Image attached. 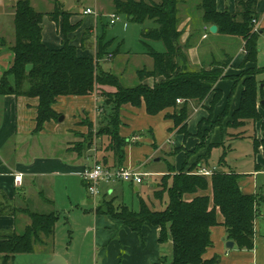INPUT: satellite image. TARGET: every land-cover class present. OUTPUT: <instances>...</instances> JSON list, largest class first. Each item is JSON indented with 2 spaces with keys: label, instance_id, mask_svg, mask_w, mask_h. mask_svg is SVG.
<instances>
[{
  "label": "trees",
  "instance_id": "obj_1",
  "mask_svg": "<svg viewBox=\"0 0 264 264\" xmlns=\"http://www.w3.org/2000/svg\"><path fill=\"white\" fill-rule=\"evenodd\" d=\"M235 1L234 12L217 11L216 0H199L198 3V8L202 11L201 21L204 24H215L218 34L239 37L243 41L244 56L239 67L245 69L247 63L252 65V71L247 72L248 76L242 80L243 89L239 105L232 111L227 122L230 130L227 133L229 139L236 137L231 130L242 128L237 137H243L246 123L249 121L255 123L261 119L257 103L259 99H264L263 89L258 87L259 83L255 79L260 71L256 66L258 30L253 24L257 0ZM112 2L115 10L125 14L131 22L152 21L155 26L143 30L141 34L147 40L162 42L164 46L163 51H157L148 43H144L146 53L153 60V67L150 70L145 68L136 70L138 78L136 85L124 86L116 75L99 66L98 60L108 52L109 45L108 40H103L102 34L97 36L94 57L79 56L76 47L70 43L69 34L80 26V22L70 23V12L59 9L56 12L55 9L49 13H42L35 10L29 0H16L13 18L15 40L9 47L13 59L10 67L0 76V95L37 97L35 130L39 131L46 121L58 119L60 116L52 108L58 96L96 94L102 98V102L97 105L101 110L99 119L102 126L95 135L104 136L108 143L106 151L113 159L112 164L106 162L108 167L122 165L125 147L129 144H139L137 141L133 142L132 137L126 138L119 134L120 109L125 104L133 107L144 104L149 115L172 109L171 113H165V117L173 122L168 131H176L186 138L190 135L187 131L188 101L201 102L210 96L209 116L199 121L196 132L199 136L202 124L206 121L205 123L209 125V128L205 129L207 137L209 130L220 125L228 113L225 108L216 120L210 123L213 106L221 97V91L215 85L224 77L223 69L230 64L231 57L227 56L226 61H219L213 57L210 62L191 68L185 53L188 42H181L182 30L178 28L179 0L158 2L112 0ZM45 15L61 25L62 40L58 48H49L42 41L41 23ZM191 36L189 35V38ZM149 78L152 80L151 83H146L145 80ZM105 86L113 90H104ZM178 99L181 104H177ZM261 107L264 108V104H261ZM88 133L91 139L90 127ZM134 135L142 136L143 132H134ZM252 143L254 153L256 154L261 147L264 155V120L260 125V138L253 137ZM90 145L91 142H88L87 147ZM204 145L205 143L198 144L196 148ZM213 145L215 144H208L206 152L196 159L188 171H184L182 166L178 172L170 170L168 176L166 173L161 176L162 189H156L153 194L156 199L161 200L163 193H167L168 200L163 209H152L141 200L136 210L122 205L119 210H112L109 207L110 210L99 214L121 220L139 237L145 223L158 227V242L171 240L169 264L218 262L217 256L203 258L206 249L212 246L211 228L219 224L218 213L223 218L221 224L225 229V238L233 241L239 249L251 250L254 246L255 220L264 197L260 193L245 194L239 185L241 174L221 170V162L209 178L195 173L199 162H208ZM85 147L78 144L74 150L81 156L87 148ZM108 154L100 158L106 159ZM98 161L103 162L100 159ZM168 179L171 181L170 185ZM209 189L210 193H207ZM100 195L102 203L108 192L102 191ZM186 195L193 196L186 198ZM49 202L52 203V200ZM15 212L26 214L30 222L21 232L0 231V264H9L17 254L32 252L36 242L44 244L42 236L52 237L58 220V214L54 211L38 212L27 206L18 207L10 204L9 199L2 196L0 215L5 213L15 215ZM162 259L165 261V258Z\"/></svg>",
  "mask_w": 264,
  "mask_h": 264
},
{
  "label": "crops",
  "instance_id": "obj_2",
  "mask_svg": "<svg viewBox=\"0 0 264 264\" xmlns=\"http://www.w3.org/2000/svg\"><path fill=\"white\" fill-rule=\"evenodd\" d=\"M29 1L32 5V1ZM180 1H184L185 3L183 2L184 5L182 11L180 10L182 15H178L180 20L178 28L182 30L181 42H188V47L185 49V53L191 66H199L201 63L210 62L213 59L214 54V46H211V42L213 40H219L221 37H228V40L226 41H231L229 39L234 38V45L237 48V52L232 55V53L227 52L228 46L227 48L223 46L220 47L222 56H225V58L227 56L231 57V61L230 64L223 69L224 77L220 78L215 85L216 88L220 89L221 97L213 106L212 115L213 118H216L225 108H227L228 113L223 117L220 125H216L209 130L205 145L198 149L196 148L200 141L199 136L196 135V132L198 131V123L200 120L209 116L208 109L210 107V96L201 102L194 100L188 101L189 117L187 120V131L190 135L186 138L183 134L176 131H168V128L173 126V122L171 119L165 117V113H171L172 109L164 110L156 115H149L145 111L144 104H141L139 107L125 104L121 107L119 134L126 138L132 137V141L134 142V132H143L142 136L136 135L140 148H142L140 141L144 136L150 137L152 140L151 156L154 158L153 161L159 162L160 160H163L165 162L164 168L158 173L161 176L167 173L166 171L169 165L175 170V172H178L182 166H184V171H188L196 159L206 152L209 143L215 144L218 140H221V142L224 140L227 133L230 131L227 122L231 118L232 111L239 105L240 95L243 89L242 80L235 82L234 79V76L238 74V71L244 69L239 67L244 56L242 49L243 41L241 38L218 34L217 30L215 33H210L208 29L211 24L206 25L201 21L202 11L198 8V3L195 5V8L199 9L200 13L196 14L187 6L188 4L186 3V0H179V2ZM61 4L66 11L73 13L71 23H76L78 21L82 22L74 32L69 34L71 43L77 47V54L79 56L93 57L95 50L92 41L88 43L87 50L81 49L80 45L84 31L93 26V23L99 18H94L92 14L83 13L86 8L90 7H85L82 12L79 11L78 13H74L73 10L71 11V9L65 7L64 3L61 2ZM110 4H113L112 0H110ZM216 9L219 12L225 10L234 12L236 10V1L216 0ZM255 11L256 18L254 27L257 28L258 36H260L264 34V0H257ZM95 12L104 15L108 11H100V9L96 8ZM79 13H83V16ZM13 18L14 13L12 16V23ZM147 21L149 25L145 30L153 27L152 24H154L152 21ZM108 25L112 27L114 24ZM12 26L14 27V23ZM41 27L43 43L49 48L60 47L62 40L60 23L51 21L45 15ZM206 29L208 31H206ZM90 31H92V29H90ZM191 33H194L195 35H192L189 38ZM203 35L206 36L204 37ZM14 40L7 42L4 36L0 35V76L6 72L11 65L13 54L9 50V47L13 45ZM202 40L203 42L209 40V44H204ZM148 41H150V43L156 41L147 39L143 40V44L148 43V45L153 48ZM141 54L150 58L149 66L147 68L151 69L153 67V60L146 53V47L142 50ZM248 65L250 64L247 63L245 67H248ZM151 81V78L145 80L146 83H151ZM100 99L101 98L96 94L58 96L52 104V108L56 113L63 116V120L59 121L58 119H51L46 121L43 128L36 131L37 97L17 96L14 94L0 95V200L2 196H5L9 199L10 204L13 203L18 206L20 204L22 207H28V196L32 194L37 199H40L43 204H46V206L49 205L51 208V203L49 201L53 197L52 183L55 180L61 178L66 180V185L68 187L71 184L70 180L76 176L81 178V173L93 162L100 159L102 161L106 160L109 164L113 163L110 154H108V158L106 159L95 158L94 154L91 152L81 157L78 156V153L75 152V150H68L66 146L69 141V136L74 130H80L81 132L85 131L86 126L83 125V120L93 123L97 121L95 108L101 101ZM261 104H264V99H259L257 103L258 111L262 118H264V108L261 107ZM140 120L143 121L140 122ZM191 121L194 122L193 129L188 126ZM140 123H143V125H140ZM247 124H249V122H247L246 125ZM257 124L260 132L261 122L257 121ZM156 129H158L159 132H163L162 141L159 145L154 143ZM45 134H47L46 136L54 137L53 140H55V146H53V148L55 149L53 152L43 153V151L40 150L42 149V146H40L38 140H40V137ZM172 136H174V140L170 141ZM257 138H259V136ZM166 141L171 142L172 146L168 150L164 149ZM133 148H135V146H132V144L125 147V155L122 165L134 168L138 171L140 164L147 159V155L143 153H139V155L138 151L133 150ZM174 148L179 149L172 153L170 150ZM182 151H184L186 155L188 154V157L185 160H182L181 158ZM156 154L159 155L157 158L154 157ZM175 155L176 157L172 160V156ZM167 158L170 159L168 160ZM254 158L256 169L252 176L241 177L239 180V185L245 194L259 193L257 179L259 175L264 173V155L261 149L258 150ZM85 161H89L90 165L85 164ZM199 167L214 168V170H216L214 166L210 167L208 162H199L197 164V169ZM18 173L22 175L21 184H16L14 181L15 175ZM142 173H148V175L151 174L149 172ZM82 182L85 185L83 180ZM123 184H128L130 186L134 185V183L131 182H117L110 186H102L101 190L103 192H108V195L111 196L114 194H120ZM260 190L263 192L262 194H264L262 187H260ZM207 193H210V189L207 190ZM192 196L193 195H186L185 197L191 198ZM46 210L50 209L46 208ZM46 210L43 212H48ZM259 213V217H264V207L262 208L261 206ZM95 215L96 224H99L100 226L107 224L110 227H113L111 235L117 238L112 248V264H169L172 249L171 240L167 239L166 242L159 243L158 227L145 223L141 228V237H139L135 231H132L129 227L125 226L121 220L112 218L109 215L97 213H95ZM259 219L260 218L257 217L255 220L254 246L251 250L239 249L234 243L232 248H227L225 243L228 240L225 238V229L221 224L223 218L222 215L218 213L217 221L219 224L211 228L212 246L206 249L203 258L210 259L217 256L219 260L216 264H264V233H261L264 232V230L260 231V229H257L260 223ZM29 222V217L22 212H15V215H12L11 213L1 214L0 231L9 232L15 230L18 232L19 228H22L23 230ZM99 234L100 233L96 231L95 237L97 240L95 241V244H99L100 241V245H102L104 243L101 241V237H98ZM110 242L108 244H110ZM162 258H165V261H163ZM51 259L50 255L48 260ZM107 261L110 260L108 259ZM63 262L64 260L61 259L59 264Z\"/></svg>",
  "mask_w": 264,
  "mask_h": 264
},
{
  "label": "rangeland",
  "instance_id": "obj_3",
  "mask_svg": "<svg viewBox=\"0 0 264 264\" xmlns=\"http://www.w3.org/2000/svg\"><path fill=\"white\" fill-rule=\"evenodd\" d=\"M31 1L35 9L42 13H49L55 9L56 12L58 11V9L61 11L65 10L61 2L64 3L65 7L71 9V11L73 10L74 13H78L79 11L82 12L85 7H90V9L93 11L92 15L94 16V18L99 19L93 23V26L87 28L86 31H84L80 48L83 50H87L88 43L92 41L94 44L93 48L96 51L97 36L102 34L103 40H108L109 45L107 46L108 52L103 55L100 60H98L99 66L103 70L109 71L116 75L124 86L132 87L138 83V78L136 76L137 69L145 68L146 70H150L147 68L149 66L150 58H148L146 55L141 54L142 50L145 49L143 40H146L141 33L149 25L148 21H145L144 23H134L129 21L125 14L117 12L115 10L114 5L110 4V0H59L60 2L58 0ZM143 1L148 2L147 0ZM151 1L158 2L159 0ZM186 1L189 8H191L196 14L200 13V10L195 8V5L199 3V0ZM15 2L16 0H0V35H3L7 42L14 40L12 16L15 12ZM183 2L180 1L178 3L179 16L182 15L181 11L185 3ZM96 8L100 9V11L104 10L108 12L104 15H101L95 12ZM112 13H117L120 16V19L116 23H114L112 27H110L109 25L106 26V24L109 23V15ZM79 14L83 16V13ZM72 16L73 13L70 12V23ZM79 22L81 25V21H78L76 23ZM152 26H154V24H152ZM90 29H92V31H90ZM191 35L195 34L191 33ZM227 38L228 37H221L219 40L217 39L211 42V46H214L213 57L218 59L219 61H226L225 56H222L220 49L221 46L226 48L228 46L227 52L232 53V55L237 52V48L234 45V38L229 39L231 41H226L228 40ZM148 42L153 46L155 50H164L162 42ZM203 43L209 44V40H205V42ZM256 45L258 50L256 55V66L260 71L256 74L255 79L259 83L258 87H261L264 93V34L258 36ZM193 67L196 68L197 66H191V68ZM250 71H252L251 64L248 65V67H245V69L239 70L238 74L234 76L236 78L235 80H243L248 76L246 75L247 72ZM103 89L113 90V88L107 86L103 87ZM100 100V102H102V98ZM97 105L95 108L97 113V121L93 123L87 120H83L82 123L84 126H86L85 131L81 132L80 130H74L73 133L70 134L69 141L66 145L68 150H74L78 144L87 147V143L91 142V145L89 147H85L86 150L82 152L81 157L85 154H88L89 152L93 153L95 158H100L108 154L106 151L108 143L106 142L105 137H99L95 135V132L102 126L99 119V113L101 112V110L97 108ZM210 118V123H212V121L216 120L217 117L213 118V115H211ZM263 120L264 118H262L261 116V119L259 121L262 123ZM142 121L140 120V122ZM205 122L202 124L201 132L199 135V144L206 143L207 141L205 136V129H208L209 125ZM193 123L194 122L191 121L188 124L191 129L194 128ZM103 124H105V122H103ZM140 125H143V123H140ZM89 127L92 134L91 139H89ZM241 130L243 129H236L235 131L231 130V132H233L234 136L236 137H232L229 139L226 136L222 142L221 140H218L219 143L215 142V145L211 147L209 152L208 164L210 165V167L214 166L217 169L219 163L221 162L222 165L220 166V169L223 171H234L238 174H241V177L252 176L256 169L254 158L255 153L253 150L252 139L256 136H259L260 138L259 127L257 122L252 123L251 121H249V124H247L245 127L244 136L237 137L239 135L238 133H240ZM162 133L163 132H159L158 129H156L154 142L155 144L159 145L162 141ZM46 135L47 134L41 136V139L38 140L40 146H42V149L40 150L43 151V153L53 152V150L55 149L53 148V146H55V140H53L54 137ZM133 137L137 136L133 135ZM149 139L150 137L144 136V138L140 141V143L142 144V148H140V144H132V146H135L133 150H137L138 154L143 153L147 155V159L140 164L138 171L149 172L151 174L146 175L143 179V182L140 184H134L133 186L123 184L120 194H114L112 196L108 195L105 199H103L102 203H100L101 195H90L79 176L71 179V184L68 187L66 185L67 181L63 180L62 178L57 179L52 183L53 197L51 198V208L49 207V205L46 206V204H43L40 199H37L32 194L29 195L28 207L31 210L43 212L46 210V208H49L50 210L46 211L56 212L58 214V220L55 224L52 237L47 238L42 236L44 244L40 242L34 243V249L32 252L20 253L15 255L14 259L9 264H50L55 260V256H58L59 258L64 260V262L61 264H112V248L117 238L111 235L113 227H110L107 224L103 226L96 224L95 213L99 214L100 212H107L109 207H111L112 210H119L121 208L120 206L122 205H127L128 207L136 210L141 200L145 202L148 207L156 210H161L165 207V204L168 200L166 192L163 193L161 200L156 199L153 194L156 189H162L161 175H159L158 173L164 168L165 162L163 160H160L159 162L153 161L154 158H152L151 156L152 140ZM173 140L174 136H172L170 141ZM136 141L137 138L134 142ZM171 147V142L166 141L164 149L168 150ZM178 149L179 148H174L170 151L174 153V151L176 152L178 151ZM181 154L182 160H185L188 157V154L186 155L184 151H182ZM158 156L159 155L156 154V156L154 157L157 158ZM175 157L176 155L172 156L171 159L174 160ZM167 159L169 160L170 158ZM84 163L90 165L89 161H85ZM170 170L175 171L169 165L167 167L166 176H168V172H170ZM170 183L171 181L170 179H168V185H170ZM257 183L259 186V193L262 194L263 192H261L260 187H262L264 190V173L259 175ZM262 195L264 196V194ZM261 206L262 208L264 207V202L260 203L259 211L261 209ZM18 207L22 206L19 204ZM259 216L260 213L257 216L258 218H260V223L257 229H260L261 231L264 230V217ZM21 231L22 228H19L18 232ZM96 231L100 233L98 237H101V241L104 244L100 245V241L99 244H95V241L97 240V238L95 237ZM109 242L110 244H108ZM50 255L52 259L48 260V257ZM108 259L110 261H107Z\"/></svg>",
  "mask_w": 264,
  "mask_h": 264
},
{
  "label": "built area",
  "instance_id": "obj_4",
  "mask_svg": "<svg viewBox=\"0 0 264 264\" xmlns=\"http://www.w3.org/2000/svg\"><path fill=\"white\" fill-rule=\"evenodd\" d=\"M83 13L92 14L93 11L90 8H86ZM119 19L120 16L117 13H112L109 15V24L112 25ZM253 22H255V20H253ZM206 31L208 30L206 29ZM203 36L205 37L206 35ZM179 102L180 100L178 99L177 103ZM136 138L137 137H133V140ZM214 171V168L199 167L195 173L210 177ZM146 175H148V173H142L134 168H129L124 165L108 167L101 161H95L81 173V178L86 184L87 192L92 196H97L102 193V186H110L117 182L140 184ZM21 180L22 175L20 173L16 174L14 177L15 183L21 184Z\"/></svg>",
  "mask_w": 264,
  "mask_h": 264
},
{
  "label": "water",
  "instance_id": "obj_5",
  "mask_svg": "<svg viewBox=\"0 0 264 264\" xmlns=\"http://www.w3.org/2000/svg\"><path fill=\"white\" fill-rule=\"evenodd\" d=\"M208 30H209L210 33H215L216 30H217V26L215 24H212V25L209 26V29ZM58 120L59 121L63 120V116L60 115L58 117ZM103 164H106V160L103 161ZM225 246L227 248H232L233 241H230V240L226 241ZM54 259L55 260L53 262H51L50 264H59V261L61 260V258H59L58 256H55Z\"/></svg>",
  "mask_w": 264,
  "mask_h": 264
}]
</instances>
